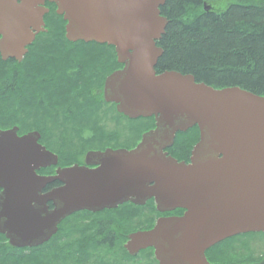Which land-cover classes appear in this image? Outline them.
I'll return each mask as SVG.
<instances>
[{"label": "water", "instance_id": "water-1", "mask_svg": "<svg viewBox=\"0 0 264 264\" xmlns=\"http://www.w3.org/2000/svg\"><path fill=\"white\" fill-rule=\"evenodd\" d=\"M46 2L66 22L67 41L114 48L123 67L106 77L104 100L129 119L153 118L154 128L131 150L91 151L84 166L58 168L52 176L36 174L57 164L37 132L0 131V233L9 245L37 246L77 211L151 199L157 211L183 215L130 234L124 248L130 255L152 248L158 264H210L205 251L212 246L263 232L264 97L237 87L214 89L174 71L157 74L165 0H0L3 62H20L44 31ZM193 127L199 136L188 163L168 156L176 134ZM54 182L61 186L40 194Z\"/></svg>", "mask_w": 264, "mask_h": 264}, {"label": "trees", "instance_id": "trees-1", "mask_svg": "<svg viewBox=\"0 0 264 264\" xmlns=\"http://www.w3.org/2000/svg\"><path fill=\"white\" fill-rule=\"evenodd\" d=\"M221 1L224 0H165L159 11L167 25L156 42L162 55L155 71L157 74L174 71L191 75L196 83L214 89L237 87L264 97V0H225L228 2L225 8L217 11L215 5ZM204 6L209 9L205 10ZM46 24H52L54 34H59L53 40L56 43H48L40 50L41 54L30 53L32 45L20 64L0 59V129L13 127L16 116L36 117L43 112L49 115H43L45 117H52L51 114L57 117L62 112L68 119L79 116L86 119L96 111L90 88H84L80 94H73V88L81 81L90 80L91 76L98 78L100 69L110 65L109 57H114L112 49L95 43H68L63 36L64 23L54 11L46 16ZM49 34L48 30L36 40ZM105 49L112 52L106 53ZM113 66L118 67L115 60ZM51 72L61 75L56 77ZM81 96L84 101L80 100ZM94 134L93 130L77 128V136L85 143H90L88 140ZM197 139L196 127L178 133L166 152L176 160L184 161ZM40 141L43 144L42 138ZM69 162L67 156H59L60 166H69L72 164ZM52 169L43 170V173ZM153 207L152 202L137 207L149 209L148 224L153 221ZM123 213L130 217L126 210ZM119 224V221H111L110 228L109 224L100 222L96 228L104 237L99 239L93 235L90 244L94 248L101 244L112 246L115 241L112 229ZM230 245L224 242L209 250L210 260L213 261L211 253L215 252L214 262L218 264L219 256L225 255ZM63 249L74 251L69 245ZM2 259L0 264L13 260L0 246ZM249 262L239 264H251Z\"/></svg>", "mask_w": 264, "mask_h": 264}, {"label": "rangeland", "instance_id": "rangeland-1", "mask_svg": "<svg viewBox=\"0 0 264 264\" xmlns=\"http://www.w3.org/2000/svg\"><path fill=\"white\" fill-rule=\"evenodd\" d=\"M227 3L228 2L225 0L216 3L215 9L221 11L225 8ZM47 26L50 34L47 35L48 37L43 36L36 40L30 53L40 52L39 54H41L42 52L40 50H44L48 43L56 40L55 36H59V34H54V31L52 30L54 26H52V24H47ZM52 43L54 44L56 41H53ZM104 52L111 53L112 51L105 49ZM109 58L111 62L110 65L106 66L104 69H100L98 72V78H94V75L90 77V80L87 79V82L81 81L80 84H77V86L73 88V94H80L83 92L84 88L88 87L92 90V94L93 92H99L97 100H100V90L103 79L113 69L117 68L113 66L115 57L112 58L110 56ZM22 64H26V62H23ZM51 75H56V77H58L61 73L51 72ZM95 110L96 111L90 115L89 118L86 116V119L81 118V116L76 119H68L62 114V112H60L57 117L53 114H51L52 117H45L43 115H48V113L44 114L43 112L36 117H33L32 115L16 116L14 118L16 121L14 126L19 128V134L34 130L40 132L43 145H46L50 151L58 154L60 157L67 156L70 161L69 163L75 162L77 158H81L90 150L113 146L122 148L134 147L138 143V138H140L141 133L146 131L145 128H150L152 126V121L150 120L143 121V119H139L135 120V122L125 120V118L116 114L114 107L111 105L101 103L96 105ZM77 128L93 130L96 139L100 137H105V139L102 142L95 141L94 139L90 143H85L78 139ZM110 138H115V140H108ZM51 172H53V170L49 173ZM120 210H126L130 215V217L127 216V221H130L127 223V226H129L127 227V233L133 230L148 229L154 223L148 224L149 222L147 218L151 214L147 208H135L126 205L117 211H112L111 213ZM80 224L75 226L77 227ZM121 242H123V240ZM64 247L65 246L62 245V248L58 251V253H61L60 255L56 254L52 257V263L57 261L56 259L60 256L63 257L64 263L68 257H70V254H73V250L66 251L63 249ZM53 252L55 253V251ZM49 253L53 254L52 252ZM91 253V257L87 258L85 264H155L151 250L142 252L134 261H125L120 257L121 255H125L121 247H119L113 255L107 254L103 249H95L92 250ZM219 257L218 264H239L249 261H251L249 263L252 264H264V234L249 235L240 239H234L233 242H231V245L227 247L225 255ZM216 258L217 256L215 252L211 253V259L214 261Z\"/></svg>", "mask_w": 264, "mask_h": 264}, {"label": "flooded vegetation", "instance_id": "flooded-vegetation-1", "mask_svg": "<svg viewBox=\"0 0 264 264\" xmlns=\"http://www.w3.org/2000/svg\"><path fill=\"white\" fill-rule=\"evenodd\" d=\"M51 5L52 4L50 5L46 4L45 7L48 8V10L49 9L51 10ZM64 25L65 23L63 24V26ZM47 27L45 25L46 30H48ZM89 91H91V94H92V90L90 89ZM92 95H93L92 96L93 98L95 97L96 105L101 104V103L104 104L103 97H102V90H100V96H101L100 100H97L99 92H93ZM80 100L84 101V98L81 96ZM78 139L82 141L80 137H78ZM94 139L95 141L102 142L105 139V137H100L96 139V137L94 136V137H91V139H89L88 141L92 142V140ZM108 140L114 141L115 138H110ZM107 148L118 149L122 147L113 146V147H105L103 149H96V150L103 151L104 149H107ZM131 148L132 147L130 148L125 147V149H131ZM188 159L189 158H187L184 161L188 162ZM72 164H77L79 166L84 165V155L79 159L77 158L75 162H73ZM38 174L44 175L42 172H38ZM59 185H60L59 183H53L49 186H46V188L43 189L42 193L52 188L58 187ZM1 191L2 190L0 189V193ZM123 205L124 204L120 206H123ZM106 212L105 211H101L97 213L78 212L76 214L71 215L70 217H67L66 219L62 220L57 225L56 233L52 235L47 242L41 244L38 247H30V248L11 247L8 244L7 240L5 239V236L0 234L1 248H3V250L5 251V254H8L13 259L11 261H7V264H85L87 261V258L91 257L92 250L103 249L107 254L113 255L114 252L119 247L122 248L125 254V255H121L120 256L121 258H123L125 261L136 260L138 255L141 253H138L134 256L129 255V253L124 249V243L127 239V235L137 230H133L129 233L126 232L128 230L127 227H129L127 226V223H129L130 221H127L128 217L126 214L123 213L124 210H120L119 211L120 213L118 212L111 213L110 211H108V213ZM182 213L183 211L155 214L156 215L155 221L156 219L162 218V217L180 216L182 215ZM111 221H113L114 223L119 221L120 223L119 226H117L115 229H112L114 230V237H115L114 243L112 244V246L111 245L105 246L104 244H101L97 248H94V246L90 244L91 242L90 237H93V235H97V238L99 239L104 237V235L99 232L96 226L100 222H102V223L109 224L111 228ZM77 224H80V225L76 227L75 225ZM122 240L123 242H121ZM62 245L64 246L69 245L70 248L74 249L73 254H71V256L68 257V259L64 263H63L64 259L62 256L57 258L56 259L57 261L52 263L53 261L52 257L56 254L58 255L61 254V253H58V251L60 250V248H62ZM53 251H55V253ZM49 252H52L53 254H50ZM206 258L208 259V261H211L209 260L210 258L209 251L206 252ZM1 262H3V259L0 260V263Z\"/></svg>", "mask_w": 264, "mask_h": 264}, {"label": "bare ground", "instance_id": "bare-ground-1", "mask_svg": "<svg viewBox=\"0 0 264 264\" xmlns=\"http://www.w3.org/2000/svg\"><path fill=\"white\" fill-rule=\"evenodd\" d=\"M91 105H92V104H91ZM91 105H90V106H91ZM81 112H82V111H81Z\"/></svg>", "mask_w": 264, "mask_h": 264}]
</instances>
